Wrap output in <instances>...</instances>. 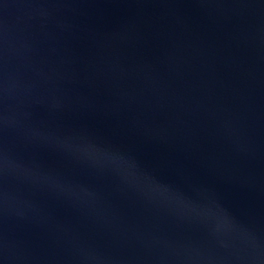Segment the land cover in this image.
I'll return each mask as SVG.
<instances>
[{
	"label": "water",
	"instance_id": "water-1",
	"mask_svg": "<svg viewBox=\"0 0 264 264\" xmlns=\"http://www.w3.org/2000/svg\"><path fill=\"white\" fill-rule=\"evenodd\" d=\"M0 264H264V0H0Z\"/></svg>",
	"mask_w": 264,
	"mask_h": 264
}]
</instances>
